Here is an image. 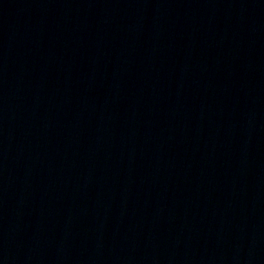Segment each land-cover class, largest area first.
Returning a JSON list of instances; mask_svg holds the SVG:
<instances>
[{"label": "water", "instance_id": "95a60500", "mask_svg": "<svg viewBox=\"0 0 264 264\" xmlns=\"http://www.w3.org/2000/svg\"><path fill=\"white\" fill-rule=\"evenodd\" d=\"M0 264H264V0H0Z\"/></svg>", "mask_w": 264, "mask_h": 264}]
</instances>
